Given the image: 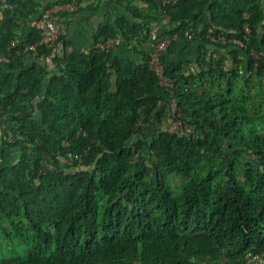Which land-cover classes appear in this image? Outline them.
<instances>
[{"label": "trees", "instance_id": "obj_1", "mask_svg": "<svg viewBox=\"0 0 264 264\" xmlns=\"http://www.w3.org/2000/svg\"><path fill=\"white\" fill-rule=\"evenodd\" d=\"M104 1L129 15L102 25L88 53L65 36L25 51L46 10ZM44 3L0 0V147L16 156L0 157V264H248L263 253L264 0ZM156 26L159 39L178 34L162 58L168 84L144 48ZM119 38L139 62L96 47ZM183 39L198 59L168 60Z\"/></svg>", "mask_w": 264, "mask_h": 264}, {"label": "built area", "instance_id": "obj_2", "mask_svg": "<svg viewBox=\"0 0 264 264\" xmlns=\"http://www.w3.org/2000/svg\"><path fill=\"white\" fill-rule=\"evenodd\" d=\"M6 1V0H3ZM171 0H163L164 3H168ZM175 1V0H172ZM77 10V6L75 3H63L60 5H56L55 7L46 10L42 16L35 22L37 29L40 31V39L32 44L25 45V51L37 53L39 47H48V48H57L64 47V44L60 41L63 36L62 30V21L63 15L61 13L64 12H74ZM167 20V19H166ZM161 28L157 27L151 31V40L149 41V45H151V62L150 66L160 75L161 83L168 84V79L163 76L164 64L162 62V58L168 50V47L173 39L178 37V34L175 33L172 36H165L164 38L159 39V30ZM202 32V28H189L184 32V38L188 40H192L198 37ZM247 32H250V29L247 28ZM213 31L210 29L206 33V37L211 38L216 42H226L224 36H213ZM118 40V39H117ZM116 40V41H117ZM116 41L108 40L105 44H96V47H101L106 50L113 49ZM234 42L238 45H242V41L235 39ZM91 47H82L79 48V52L88 53ZM65 49V48H64ZM74 46H67L66 50L73 51ZM252 55L256 58L258 57L256 52H252ZM0 61H8L5 57H0ZM248 264H264V252L260 254H248Z\"/></svg>", "mask_w": 264, "mask_h": 264}, {"label": "crops", "instance_id": "obj_3", "mask_svg": "<svg viewBox=\"0 0 264 264\" xmlns=\"http://www.w3.org/2000/svg\"><path fill=\"white\" fill-rule=\"evenodd\" d=\"M43 3L46 0H42ZM50 1V0H47ZM45 4V3H44ZM90 4V1L83 2V6H87ZM143 6L147 4L141 3ZM129 15L128 12L117 5L115 2L104 1L100 5L99 9L95 12L92 10L85 9L84 11L74 12V13H64L63 21H62V30L63 36L67 38L73 45L77 47L88 46L92 42H94V34L95 32L106 22H115L116 19ZM2 15L0 14V19ZM35 23V20L32 21L31 25ZM165 23L162 21V26ZM159 25V26H161ZM154 28H157L154 27ZM153 28V29H154ZM201 28L200 26L197 27ZM117 44L114 48V54L120 57H128L137 62L141 60L140 56L136 53L132 52L128 45L125 44L123 39H118ZM146 49L151 52V45H145ZM199 55V44L197 41H185L179 40L174 46L172 53L168 55V60L177 61L180 58L185 59V61L194 62L198 59ZM4 130H8L9 133L12 134L10 127L5 128ZM3 130V132H4ZM1 131V129H0ZM13 140V138H12Z\"/></svg>", "mask_w": 264, "mask_h": 264}, {"label": "rangeland", "instance_id": "obj_4", "mask_svg": "<svg viewBox=\"0 0 264 264\" xmlns=\"http://www.w3.org/2000/svg\"><path fill=\"white\" fill-rule=\"evenodd\" d=\"M168 123H169V120L167 118V120L164 123L165 127L168 125ZM6 147H8V146L6 145L4 150L2 149V147H0V151H1L0 157H1V159H4L5 162H7L8 160L12 161L14 159V157H16V156L13 155V150L12 151L11 150L5 151Z\"/></svg>", "mask_w": 264, "mask_h": 264}]
</instances>
